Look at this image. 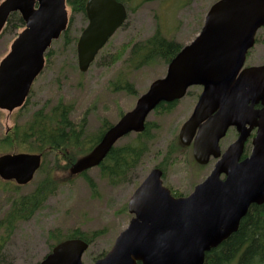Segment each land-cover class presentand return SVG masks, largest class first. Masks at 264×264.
I'll list each match as a JSON object with an SVG mask.
<instances>
[{
    "label": "water",
    "instance_id": "1",
    "mask_svg": "<svg viewBox=\"0 0 264 264\" xmlns=\"http://www.w3.org/2000/svg\"><path fill=\"white\" fill-rule=\"evenodd\" d=\"M15 13L20 14L25 29L0 62V110L8 113L24 106L44 70L45 53L69 23L67 0H3L0 34ZM86 15L88 24L77 45L82 73L124 25L128 12L117 0H89ZM263 27L264 0L216 2L197 38L172 59L166 76L154 81L135 108L73 165L71 176L99 167L119 140L145 131L148 116L161 103L181 100L194 86L204 90L180 139L189 146L200 128L197 161L206 164L210 157L199 152V145L218 147L230 127L239 133L210 176L186 198L173 197L163 185L162 171L152 170L129 200L128 212L133 216L129 225L95 264H204L207 253L239 230L250 207L264 204V108L253 110L257 104L264 106V65L244 68ZM255 128L252 153L242 160ZM41 166V155L4 154L0 156V179L24 187ZM88 249L89 244L81 239L66 240L39 264H84Z\"/></svg>",
    "mask_w": 264,
    "mask_h": 264
},
{
    "label": "rangeland",
    "instance_id": "2",
    "mask_svg": "<svg viewBox=\"0 0 264 264\" xmlns=\"http://www.w3.org/2000/svg\"><path fill=\"white\" fill-rule=\"evenodd\" d=\"M217 1L144 2V0H132L129 4L130 10H128L125 26L110 40L105 51L87 73H81L78 69L77 43H73V48L69 49L64 46L63 40L53 44L52 60L37 80L28 102L27 108L30 110L20 109L13 113L0 110V133L12 128L16 123L26 122L35 110L44 106L52 107L60 100L74 106L71 115L73 121L79 122L84 116L87 117V135L92 136L98 133L104 120L110 124L117 123L121 114L133 110L137 99L146 93L155 80L166 75L168 66L157 62L153 66L131 70L128 63L124 62L128 58L129 49L124 54L125 59L116 66H109L106 57L125 44L148 39L157 30L184 47L191 44L201 31V25L203 26L210 7ZM69 17L72 18L70 40H73L74 37L79 38L87 21L82 15H73L70 10ZM21 31L22 29H12L0 35V62L10 52L12 43ZM263 64L264 30H261L259 41L252 50L246 66ZM118 78H125L133 84L136 95L112 91L111 84ZM192 102L193 97L189 96L179 103L172 115L168 114L158 119L153 115L149 117L148 120L158 124L159 127L153 130L157 149L166 150L164 147L171 142L182 123L189 118L194 107ZM133 137L134 135L128 136L118 145L129 143ZM235 140L236 137L230 135L225 143L229 144ZM89 147L90 145L79 148V152ZM251 151L252 146L249 145L248 153ZM15 152L21 151L13 150L10 153ZM181 153L183 155H179L180 161L171 168L173 170H169L168 181L175 188L179 187L182 191L189 193L192 190L191 184L195 185L200 180L183 179L189 165L188 160L185 159L186 153ZM162 155L151 154L144 167H139L127 181L119 185L109 183L101 176L98 168L89 171L88 176L97 185L95 194L84 178H71L68 174L55 173L56 179L60 181L59 192L47 201L43 212L27 222L16 225L12 235L8 238L4 230L0 231V264H38L50 251L52 241L49 238L50 232L59 231L67 235L76 229L85 233L105 231L104 236L92 244L83 257L84 264H93L92 259L102 252H108L118 235L129 225L132 215L127 211L128 202L154 167L156 157L161 158ZM44 161H46V167L36 175L34 181L16 192L21 195L31 194L42 183L50 172L53 155L45 157ZM174 177H178L179 181L176 182ZM15 187L14 183H8L6 186L8 192L0 190V220L9 209V195L16 194Z\"/></svg>",
    "mask_w": 264,
    "mask_h": 264
},
{
    "label": "trees",
    "instance_id": "3",
    "mask_svg": "<svg viewBox=\"0 0 264 264\" xmlns=\"http://www.w3.org/2000/svg\"><path fill=\"white\" fill-rule=\"evenodd\" d=\"M3 0H0V2ZM89 0H67L68 9L73 15H82L86 17V5ZM124 4L130 10L132 0H117ZM168 0H144V2H165ZM202 26V25H201ZM25 23L19 14L11 15L4 29L5 31L23 30ZM72 27V18L69 21L67 30L62 35L64 46L68 49L73 48V43L79 39L74 37L70 40ZM182 45L174 40L165 37L160 30L154 35L142 42H131L120 47L116 52L106 57L109 66H116L122 62L127 49L128 58L124 62L128 63L131 70H140L145 67L153 66L157 62L169 64L172 59L181 51ZM53 51L49 50L46 54L47 63L52 60ZM251 54V52H250ZM48 66V65H47ZM116 83V84H115ZM114 89H121L124 85L130 94H134V85L125 78H118L114 83ZM29 101V99H28ZM28 103L23 109L27 108ZM175 104L165 106L161 104L157 110H171ZM72 105H65L61 100L53 107H43L35 110L31 117L24 123H16L12 128L0 133V156L10 153L13 150L25 152H44L48 149L55 151L67 150L70 155H61L54 153L53 163L49 174L42 183L28 195H21V187H15V195H9V209L5 216L0 220V231H5L7 238L12 235L14 228L19 223L27 222L35 218L46 208L47 201L59 192L60 181L56 179V174H67L70 167L79 159L89 153L100 141L105 129L110 124L105 123L104 127L98 132V135H86V121H82L79 131L75 123L70 120ZM30 110V109H29ZM108 125V126H107ZM159 127L152 123H147L145 131L134 135L133 139L126 144L116 146L108 154L107 158L98 168L103 178L107 179L112 185H119L128 180V178L144 166L151 154L165 156L164 164L159 167L163 170L171 164L174 154V148L171 151L160 150L155 147L156 137L152 133ZM90 145L89 149L81 152H71L72 147L79 146L84 148ZM47 155H44V158ZM46 161L40 172L46 167ZM167 165V166H166ZM56 173V174H55ZM91 187L93 193H96L97 185L94 180L84 173L81 176ZM8 183L0 181V190L8 192L6 186ZM105 231H94L91 233L82 232L76 229L67 235L59 231L49 233L50 251L65 240L81 239L90 246L103 237ZM2 239L5 238L2 237ZM1 249V248H0ZM48 253V254H49ZM107 252H102L92 259L94 264L97 260L103 258ZM204 264H264V204L262 206L253 205L250 207L247 215L242 219L239 230L233 234L227 241L218 248L213 249L206 254Z\"/></svg>",
    "mask_w": 264,
    "mask_h": 264
},
{
    "label": "flooded vegetation",
    "instance_id": "4",
    "mask_svg": "<svg viewBox=\"0 0 264 264\" xmlns=\"http://www.w3.org/2000/svg\"><path fill=\"white\" fill-rule=\"evenodd\" d=\"M76 56H77V53H76ZM169 65V64H168ZM125 81H128V80H126L125 79ZM129 82V81H128ZM114 83V82H113ZM111 84V89H112V91H120V92H125L126 94H129V95H136V90L134 89L133 91H134V94H130V92L126 89V88H128V87H123L124 85H120V87H121V89H114V84ZM116 84V83H115ZM148 91V90H147ZM146 91V92H147ZM32 92L33 91H31V94H30V96H29V101H30V98H31V96H32ZM202 92H203V87L202 86H197V87H193V88H191L188 92H187V94H186V96H185V98H187V97H189V96H192L193 97V105H194V107H193V109L191 110V113H190V116H189V118L193 115V113H194V111H195V109H196V106H197V104H198V102H199V99H200V97H201V94H202ZM145 94V93H144ZM141 96L142 95H140V97L137 99V101H136V104H137V102H138V100L141 98ZM185 98H183V99H185ZM182 99V100H183ZM182 100H180V101H175V102H173V103H161V104H165V106H168V105H170V104H175L174 105V107L171 109V110H169L168 111V109H165V110H163V111H160V110H157L158 109V107L161 105H159L152 113H151V115H153L155 118H160V117H165V116H167L168 114H170V115H172L173 114V112L175 113V111H176V108L178 107V105H179V103L182 101ZM28 100H27V103L29 102ZM62 102H63V100H61ZM58 103V102H57ZM56 103V104H57ZM64 103V102H63ZM56 104H54V105H56ZM65 105H71V104H66V103H64ZM136 104H135V106H136ZM53 105V106H54ZM52 106V107H53ZM73 106V105H72ZM44 107H47V106H44ZM43 108V107H42ZM48 108H50V107H48ZM135 108V107H134ZM263 108H264V106L262 105V104H257V105H255L254 107H253V110H254V112L256 113V112H259V111H262L263 110ZM23 109V108H22ZM21 109V110H22ZM39 109H41V108H39ZM39 109H37V110H39ZM73 111H74V106H73V108H72V112L70 113V120H72V118H71V115H72V113H73ZM125 115V113L124 114H121V117H120V119H119V121L121 120V118L123 117ZM150 115V116H151ZM149 116V117H150ZM189 118L184 122V123H182V125L180 126V128H179V131H178V133L177 134H175V136L172 138V140H171V142L166 146V147H164V149H166V150H168V151H171V149L173 148V147H175L174 148V154H173V157H172V160H171V166L170 165H166L167 166V168L166 169H162V168H160L159 166L160 165H163L164 163V160H165V156H162L161 158H157L156 157V161H155V165H154V167L151 169V171L152 170H154V169H159V170H161L162 171V181H163V185L166 187V188H168L170 191H171V194H172V196L173 197H175V198H186V197H188V196H190L192 193H193V191H194V189L196 188V186L197 185H199V184H201V183H203L209 176H210V174L213 172V170L215 169V167H216V165H217V163L219 162V160L222 158V156L225 154V152L230 148V146L238 139V137H239V134H238V131H237V129H236V127H231V128H229L228 129V131H227V134L218 142V147H202L201 145H199V152H202V153H204V152H207V154H209L210 155V157H209V159H208V162L206 163V164H200L198 161H197V159H196V156H195V148H196V140H197V136H198V134H199V129L200 128H198L197 130H196V133H195V135H193V138H192V142H191V144L189 145V146H184L182 143H181V139H180V134H181V130H182V128H183V126L185 125V123L189 120ZM149 119V118H148ZM86 121V126H85V129L87 128V125H88V122H87V117L86 116H84L82 119H80V121L79 122H75V121H73V123H75V125H76V129H77V131H79V129H80V125L82 124V121ZM105 123H107V124H110L107 120H104L103 122H102V127H101V129L104 127V124ZM147 123H152L153 125H156V126H158V124H156V123H153V122H151V121H147ZM207 123V121H205V122H202V126H204L205 124ZM111 125V124H110ZM108 126V125H107ZM109 128H111V127H107L105 130V132H104V134L109 130ZM100 129V130H101ZM99 132V131H98ZM153 133V132H152ZM98 133H96V135H97ZM104 134L101 136V138H100V140L103 138V136H104ZM256 134H257V129H254L252 132H251V134H250V138L248 139V141H247V143H246V145H245V151H244V154H243V157H242V159H245V158H247L250 154H251V152L250 153H248V147H249V145L250 146H252V142H253V139H254V137L256 136ZM87 135V134H86ZM230 135H232V136H235L236 137V140L234 141V142H232V143H229V144H227V143H225L226 142V140L228 139V137L230 136ZM79 146H76V147H72L70 150H71V152H73V153H77L78 151H79ZM214 148V149H213ZM181 152H184V153H186V155H185V159L186 160H188V165H189V168H188V170L186 171V176H184L183 177V179H194V180H200L198 183H196L195 185H193V184H191V187H192V190L189 192V193H186V192H184V191H182V189H180L179 187L178 188H175L171 183H169V181H168V177H170V174H169V170H173V169H171L172 167H174L180 160H179V155H183ZM54 153H58V154H61V155H70V151H67L66 149L65 150H60V151H55V150H53V149H48V150H46V151H44V152H31V154H37V155H41L42 157L44 156V155H47V157L49 156V155H51V154H54ZM216 154H218V157H216L215 155ZM158 156H161V155H158ZM187 156H188V158H187ZM44 159V158H43ZM149 159V158H148ZM147 162H148V160H147ZM74 165V164H73ZM73 165L70 167V169H69V171H68V174L70 173V171H71V169H72V167H73ZM146 165V164H145ZM144 165V166H145ZM143 166V167H144ZM150 171V172H151ZM174 175V174H173ZM71 177V176H70ZM76 177H80V176H76ZM172 178H173V176H171ZM174 179H176V182L177 181H179L178 180V177L177 178H175L174 177ZM222 179H225V176L224 175H222ZM66 182H68L67 180H66Z\"/></svg>",
    "mask_w": 264,
    "mask_h": 264
}]
</instances>
